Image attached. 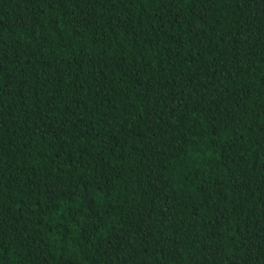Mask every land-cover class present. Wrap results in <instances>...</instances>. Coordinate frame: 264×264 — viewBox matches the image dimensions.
Returning <instances> with one entry per match:
<instances>
[{"label":"trees","instance_id":"obj_1","mask_svg":"<svg viewBox=\"0 0 264 264\" xmlns=\"http://www.w3.org/2000/svg\"><path fill=\"white\" fill-rule=\"evenodd\" d=\"M0 264H264V0H0Z\"/></svg>","mask_w":264,"mask_h":264}]
</instances>
